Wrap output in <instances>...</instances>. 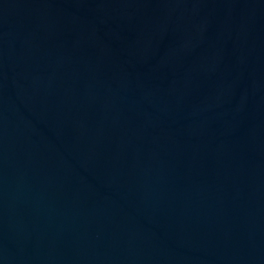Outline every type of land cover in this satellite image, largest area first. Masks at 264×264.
I'll return each instance as SVG.
<instances>
[{"label": "water", "instance_id": "1", "mask_svg": "<svg viewBox=\"0 0 264 264\" xmlns=\"http://www.w3.org/2000/svg\"><path fill=\"white\" fill-rule=\"evenodd\" d=\"M0 264H264V0H0Z\"/></svg>", "mask_w": 264, "mask_h": 264}]
</instances>
